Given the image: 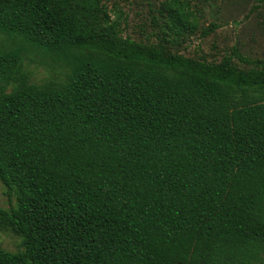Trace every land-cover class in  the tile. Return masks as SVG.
<instances>
[{
	"label": "trees",
	"instance_id": "16d2710c",
	"mask_svg": "<svg viewBox=\"0 0 264 264\" xmlns=\"http://www.w3.org/2000/svg\"><path fill=\"white\" fill-rule=\"evenodd\" d=\"M107 2L0 0V264H264V60L173 51L193 0L158 42Z\"/></svg>",
	"mask_w": 264,
	"mask_h": 264
},
{
	"label": "rangeland",
	"instance_id": "374dc122",
	"mask_svg": "<svg viewBox=\"0 0 264 264\" xmlns=\"http://www.w3.org/2000/svg\"><path fill=\"white\" fill-rule=\"evenodd\" d=\"M162 0H108L113 11L123 14V34L143 42H158V28L152 23V16ZM201 12L200 31L191 34L181 45H169L173 51L186 56L220 60L234 47L251 59L264 60V0H193ZM216 23L218 28L208 36L200 34L201 29ZM237 62L238 59H236ZM245 66L244 63H240ZM33 69V80L42 81L47 71L43 66ZM16 198L10 195L0 180V207L14 205ZM20 236L0 232V246L17 251L21 246Z\"/></svg>",
	"mask_w": 264,
	"mask_h": 264
}]
</instances>
